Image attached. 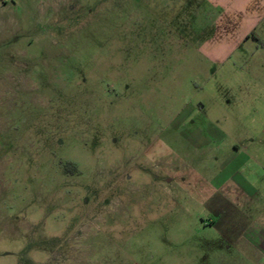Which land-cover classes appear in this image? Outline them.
Masks as SVG:
<instances>
[{
	"label": "rangeland",
	"instance_id": "374dc122",
	"mask_svg": "<svg viewBox=\"0 0 264 264\" xmlns=\"http://www.w3.org/2000/svg\"><path fill=\"white\" fill-rule=\"evenodd\" d=\"M169 10L0 0V264H229L215 185L264 144V51L210 65Z\"/></svg>",
	"mask_w": 264,
	"mask_h": 264
},
{
	"label": "crops",
	"instance_id": "0c3cea01",
	"mask_svg": "<svg viewBox=\"0 0 264 264\" xmlns=\"http://www.w3.org/2000/svg\"><path fill=\"white\" fill-rule=\"evenodd\" d=\"M151 2L170 6L163 21L167 34L181 40V45L190 41L193 53L204 57L210 65L225 66L231 60L241 63L242 53L264 51V0ZM200 17L209 22L206 32L187 25ZM230 159L231 183L219 182L215 191L231 204V211L242 222L239 226L231 225V238L222 235V244L231 248V257H224L223 262L264 264V144L236 146L231 149Z\"/></svg>",
	"mask_w": 264,
	"mask_h": 264
},
{
	"label": "trees",
	"instance_id": "16d2710c",
	"mask_svg": "<svg viewBox=\"0 0 264 264\" xmlns=\"http://www.w3.org/2000/svg\"><path fill=\"white\" fill-rule=\"evenodd\" d=\"M223 201H224V204H225L227 207H231V204H230L229 202H227L226 200H223ZM231 208L233 209V207H231ZM222 234H223L224 236H227V237H228L226 231H223Z\"/></svg>",
	"mask_w": 264,
	"mask_h": 264
}]
</instances>
